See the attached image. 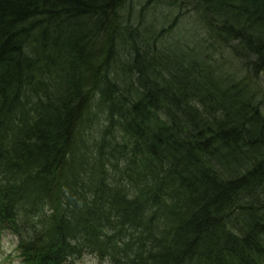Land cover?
Returning a JSON list of instances; mask_svg holds the SVG:
<instances>
[{"label":"trees","instance_id":"obj_1","mask_svg":"<svg viewBox=\"0 0 264 264\" xmlns=\"http://www.w3.org/2000/svg\"><path fill=\"white\" fill-rule=\"evenodd\" d=\"M255 74L264 0H0V238L19 264H264Z\"/></svg>","mask_w":264,"mask_h":264},{"label":"rangeland","instance_id":"obj_2","mask_svg":"<svg viewBox=\"0 0 264 264\" xmlns=\"http://www.w3.org/2000/svg\"><path fill=\"white\" fill-rule=\"evenodd\" d=\"M161 13H166L167 15H170L174 17L178 11L174 9H170L168 6L166 8L159 10ZM196 20L199 21V18L196 17ZM191 20V19H189ZM189 26H191L194 30L195 35L201 39L202 35L207 31L206 28L201 27L197 25V23L193 20L189 21L187 23ZM201 24V23H200ZM203 25V24H202ZM205 44H208L209 46V52H219V56L223 57L224 61H226L230 66L232 67V71L234 69H238L240 74H243L245 71L244 69L240 68L239 65H241V62L238 60V58L235 56L234 51L227 48L226 45H220L217 44V50L216 47L210 48V40L207 38L204 39ZM211 52V53H212ZM210 53V54H211ZM254 81H252L254 84L257 82L258 84H264V75L263 76H257V74L254 75L253 77ZM13 235L8 232V234H3V236L0 238V264H18V257H17V252H15V246H16V241L12 240ZM75 264H99L98 261L94 258L90 257H84L81 259V261L75 263Z\"/></svg>","mask_w":264,"mask_h":264}]
</instances>
